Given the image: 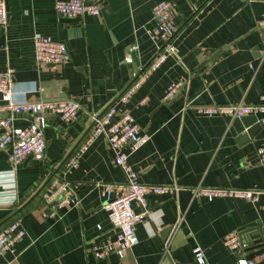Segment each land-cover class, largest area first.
Segmentation results:
<instances>
[{
	"label": "crops",
	"instance_id": "0c3cea01",
	"mask_svg": "<svg viewBox=\"0 0 264 264\" xmlns=\"http://www.w3.org/2000/svg\"><path fill=\"white\" fill-rule=\"evenodd\" d=\"M158 1L100 0L98 16L85 13L65 20L56 13L55 0H6L0 71L13 69L16 97H72L81 113L72 123L57 116L49 119L44 159L28 156L13 167L9 149L0 150V229L14 219L25 229L14 250L0 256V264H173L192 261L195 246L202 248L209 264H229L236 255L223 243L227 233L258 226L264 234V194L252 202L232 197L207 200L191 191L196 186L264 191V159L258 152L264 147V124L252 139L243 140L232 125L234 118L196 111L198 105L260 102L264 26L258 22L264 17V0H172L177 5L174 42L181 60L168 56L122 102L118 96L132 73L157 52L147 29L155 25L152 7ZM35 33L64 43L69 61L56 67L38 64ZM133 44L132 62L126 63L124 57ZM217 51L220 54L212 62L204 63ZM176 81H182L178 91L164 100L168 85ZM39 88L43 91H36ZM142 99L146 100L140 104ZM5 105L0 95V116L10 114ZM109 105L118 116L132 114L141 131L150 135L128 159L140 182L173 184L179 190L148 193L151 214L135 227L138 243L96 257L95 251L115 237L102 207V185L125 180L104 136L94 139L78 166L65 173L76 185L80 199L76 207L43 217L42 193L53 176L62 174L65 159L92 126V115ZM12 117L15 127L27 126L32 119L27 113ZM258 118L264 120V114ZM132 207L142 210L136 202ZM169 225L182 232L172 242L174 249L158 234Z\"/></svg>",
	"mask_w": 264,
	"mask_h": 264
},
{
	"label": "built area",
	"instance_id": "2783aa9c",
	"mask_svg": "<svg viewBox=\"0 0 264 264\" xmlns=\"http://www.w3.org/2000/svg\"><path fill=\"white\" fill-rule=\"evenodd\" d=\"M56 13L66 18H78L85 13L99 15L100 0H55ZM177 5L172 0H160L152 7V16L155 25L147 29L152 41L157 43V52L143 68L132 73L130 83L118 96V100L126 102L135 90L144 82L148 75L156 70L168 56H175L178 61L177 47L174 42L176 26L174 14ZM264 16V15H263ZM8 11L6 0H0V27L7 22ZM264 26V17L258 22ZM34 58L40 65L53 67L69 61L70 53L64 43L53 40L50 36L35 33L32 37ZM136 48L133 44L128 48L124 57L126 63L132 62L131 52ZM13 69L0 71V95L6 102L9 116H0V150L9 149L8 160L13 167L18 166L28 156L36 159L46 157V144L44 129L52 116L59 117L65 123L76 121L81 113L79 103L72 97L64 99H20L16 97V90L12 80ZM182 81L172 82L168 85L164 100L171 99L178 91ZM36 91L42 92L43 88ZM146 99H142V104ZM196 111L205 115H228L231 118L246 115L264 114V95L258 103H226L198 105ZM32 115L31 122L24 127H15L12 124V115ZM93 123L89 131L76 150L66 159L62 174L55 175L47 189L42 193L44 207L41 215L53 218L61 210H69L79 204L76 185L71 183L65 173L78 166L79 158L89 147L90 143L99 136H104L114 153V163L125 175L121 183H104L102 193L104 201L102 207L106 210L115 237L108 240L97 251L96 257H103L112 251H126L138 243L135 227L137 223L150 216L151 210L147 207V194H174L179 187L173 184H144L139 180L137 171L130 165L129 156L141 147L150 135L142 132L130 113L117 115L113 105H109L101 114L92 115ZM262 124L264 120L260 119ZM264 159V147L258 149ZM193 196L212 200L217 197H232L256 202L264 191L248 188L204 187L196 186L191 189ZM136 202L142 210L137 212L132 203ZM257 232V233H256ZM25 234L19 219H14L0 229V256L13 251L17 241ZM263 237V240H262ZM261 240V241H260ZM264 234L257 228L234 230L223 237L224 245L235 255V262L229 264H264V252L249 258L248 248L262 243ZM166 244V243H165ZM169 247V243H168ZM168 249V248H166ZM193 260L189 262L176 261L173 264H209L206 261L201 247L193 248Z\"/></svg>",
	"mask_w": 264,
	"mask_h": 264
},
{
	"label": "water",
	"instance_id": "95a60500",
	"mask_svg": "<svg viewBox=\"0 0 264 264\" xmlns=\"http://www.w3.org/2000/svg\"><path fill=\"white\" fill-rule=\"evenodd\" d=\"M64 19L65 20H73L74 18H64ZM260 30L262 31V35L264 36V29L260 28ZM219 54H220V51L215 52L204 63H206L208 61L212 62ZM232 125L235 128L238 135H240V137L243 140H250L258 133V131L261 129L263 124H262V121L258 118V116L252 114V115H246V116H242V117H235L233 119ZM64 161H63V163H64ZM256 228L261 235L260 227L257 226ZM173 231H174V226L169 225V226L161 229L158 232L163 243L170 242V249H174L172 242L175 241L177 236L182 233L180 230H176V231H174V233H173ZM262 240H263V237H262ZM263 246H264V241H262V243H259V244H256V245L249 247L248 250H251L254 248H258V249L255 251H252L247 256L249 258H253V257L259 255L260 253L264 252Z\"/></svg>",
	"mask_w": 264,
	"mask_h": 264
}]
</instances>
